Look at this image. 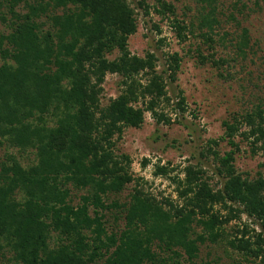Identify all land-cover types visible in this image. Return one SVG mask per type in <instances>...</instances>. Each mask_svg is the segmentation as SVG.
<instances>
[{
    "label": "trees",
    "instance_id": "1",
    "mask_svg": "<svg viewBox=\"0 0 264 264\" xmlns=\"http://www.w3.org/2000/svg\"><path fill=\"white\" fill-rule=\"evenodd\" d=\"M202 1L212 28L215 0ZM157 3L158 14L174 15L171 4ZM138 5L148 14L144 0ZM0 23L7 30L0 32V264H196L200 245L221 241L264 264V177L242 179L233 165L238 134L264 156L263 108L223 121L222 136L210 141L230 148L214 154L220 189L189 165L172 179L180 203L138 188L121 202L134 181L130 158L117 151L124 129L140 128L145 113L170 123L159 112L168 98L157 59L128 49L134 10L127 0H0ZM172 26L185 40L187 27L175 19ZM180 61L170 56L171 82ZM107 74L122 78V92L102 106ZM184 100L180 93L182 112ZM167 174L155 166L154 176ZM243 214L260 230L244 224L227 235Z\"/></svg>",
    "mask_w": 264,
    "mask_h": 264
},
{
    "label": "rangeland",
    "instance_id": "2",
    "mask_svg": "<svg viewBox=\"0 0 264 264\" xmlns=\"http://www.w3.org/2000/svg\"><path fill=\"white\" fill-rule=\"evenodd\" d=\"M140 1L127 0L137 23L136 33L128 38V49L134 56L143 58L150 53L157 59L156 72L165 81L168 98L160 105L159 112L169 118L170 123H158L150 113H145L140 128L124 129L117 142V151L130 158V173L134 181L116 198L123 202L134 188H138L157 201L169 200L176 204L180 200L172 179H182V171L189 165L205 172L204 181L212 189L222 187L224 180L217 174L214 154L223 156L230 148L225 142L212 146L210 141L222 136L223 121L238 118L256 106L264 109V0H215V6L212 5L214 18L209 20L214 21L212 28L206 23L208 16H212L207 1L163 0L174 8V15L166 16L155 11L157 0H144L148 14L138 5ZM174 19L187 27L185 40L177 38L172 26ZM0 32H7L1 23ZM174 53L181 61L176 80L171 82L169 61ZM116 56L114 52L109 59ZM145 78L144 73L138 76L140 83H145ZM121 80L119 75H106L102 85V106L121 94ZM180 93L185 99L183 112L176 105ZM245 130L242 128L240 131ZM235 142L240 149L234 155L236 173L242 179L264 177L262 152L252 154L250 140L240 134L236 135ZM10 151L16 153L15 150ZM2 154L0 151V156ZM29 157L32 161L33 154ZM156 165L166 167L169 174L154 176ZM219 210L222 215L226 214L221 208ZM109 222L114 225L112 217ZM117 224L122 225L121 222ZM244 224L256 232L260 230L252 219L243 214L239 220L231 221L225 232L231 236L233 227ZM193 228L195 233H200V229L194 225ZM194 262L256 264L233 252L222 241L200 245ZM181 264H184L183 259Z\"/></svg>",
    "mask_w": 264,
    "mask_h": 264
}]
</instances>
